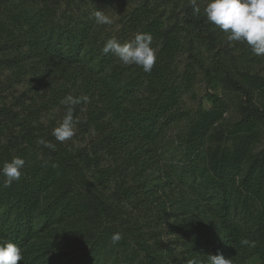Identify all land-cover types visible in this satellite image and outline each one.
Returning a JSON list of instances; mask_svg holds the SVG:
<instances>
[{
  "label": "trees",
  "instance_id": "trees-1",
  "mask_svg": "<svg viewBox=\"0 0 264 264\" xmlns=\"http://www.w3.org/2000/svg\"><path fill=\"white\" fill-rule=\"evenodd\" d=\"M62 1L65 9L58 12ZM122 1L130 8L119 32L111 34L96 25L98 4L85 0H0L2 66L19 80L40 70L57 74L61 84L50 94L55 101L79 84L81 93H73L79 102L69 112L90 107L85 123L102 133L100 143L122 151L138 176L153 163L151 144L186 116L178 104L196 74L201 71L209 86L219 85L226 99L215 98L209 109L186 116L180 161L164 177L175 181L176 193L156 206L157 215L143 211L145 200L133 212L125 209L130 197L153 190L145 181L101 190L116 170L97 168L85 152H73L44 130L35 116L46 102H20L17 111L0 101V168L15 157L25 161L20 180L10 187L0 175V243L21 249L20 264H210L209 255L216 254L232 264H248L252 257L264 264L260 55L223 38L207 20L206 5L196 3L201 11L195 14L189 0ZM138 33L153 38L150 73L102 51L108 39L125 43ZM229 104L235 119L225 122ZM5 131L13 138L4 137ZM170 213L175 250L157 237ZM115 233L122 239L113 244Z\"/></svg>",
  "mask_w": 264,
  "mask_h": 264
},
{
  "label": "rangeland",
  "instance_id": "rangeland-1",
  "mask_svg": "<svg viewBox=\"0 0 264 264\" xmlns=\"http://www.w3.org/2000/svg\"><path fill=\"white\" fill-rule=\"evenodd\" d=\"M189 1L193 2V0ZM196 1V3H200V5H206L208 3V0ZM104 2L105 0H94L93 2L85 0L83 4H98L100 11H103L112 20L110 25H102L96 21V25H98L100 30L107 31L111 34L119 32L121 28L120 21H122L123 16L130 7L127 2L122 0H110L108 3ZM59 4L60 5L57 6L58 12L65 9L63 1ZM222 36L227 39L225 33H223ZM3 57L4 55L0 52V59ZM256 69H259V71L264 74V55H260V62ZM202 77V72L200 71L196 74L190 89L181 95L177 109L180 114L191 117L201 110L212 107L215 98L226 99V95L222 94L223 90L219 85L215 84L209 86ZM58 83L61 84V80L57 78V74L54 75L45 70H40L36 75L30 73L19 80L15 78L14 70L2 66L0 62V101L7 103V105L12 106L17 111L20 109V102H22L24 106L32 102H34V104L46 102L47 109L37 114L35 118L37 119L36 122L42 124L44 130L50 131L53 135L55 130L63 122L65 116L69 113L70 107L72 108L76 105L70 101V98L74 100L73 93H81L79 84H76L74 87H70L67 94H59L55 101V99L50 97V94L57 88ZM15 101L17 105L14 104ZM229 105L228 111L223 115V120L225 122H232L235 119V112L233 111L232 105ZM89 110L90 107L84 104V107H82L77 115H72L74 135L63 143L73 150V152L81 150L85 152L89 159L95 161L97 168H113L116 170V174L101 188L105 193L113 192L119 184L132 186L139 180L142 182L145 181L144 183H148L149 186L152 185L151 189L153 190L150 192L143 191L142 194L130 197L129 202H125L124 205L125 209L131 212L133 206L138 208L142 207L139 206V200H145L143 211H146V214L155 213V215H157L156 206L162 202H167V199L176 193L174 187L175 181L166 180L164 177L172 175V171H175L180 161L181 152L179 149V141L186 129L188 118L185 116L182 120L171 124L164 133L161 134L159 139L151 144L149 148H152L153 153L151 152L150 155L153 163L148 167H144L146 169H142V176H138L133 175L135 169L131 167V163L128 164L130 166H127V162L125 163V161H123L125 156L122 151L113 148V146L106 147L104 142H99L102 133H99L92 125L85 123ZM104 121L106 123L103 125L107 124L109 127L107 118ZM36 122L34 121V124ZM4 134L6 135L4 137H8L9 132L5 131ZM10 137L12 139L13 135ZM3 139L5 140V138ZM151 193L153 194L150 195ZM139 217L142 218L143 216L139 215ZM140 222H142L141 219ZM168 225H173L171 213L167 214V216L164 217V222L157 227L158 231H160V229H165L160 231V234H157L158 239L163 243H168L174 239V236L168 234ZM169 246L174 248V250L177 248L176 245L171 242ZM248 264H258L257 258H250Z\"/></svg>",
  "mask_w": 264,
  "mask_h": 264
},
{
  "label": "clouds",
  "instance_id": "clouds-1",
  "mask_svg": "<svg viewBox=\"0 0 264 264\" xmlns=\"http://www.w3.org/2000/svg\"><path fill=\"white\" fill-rule=\"evenodd\" d=\"M200 11L196 0H193V12L199 14ZM204 14L209 22L227 35L229 42L246 43L256 55H264V0H208ZM95 19L102 25L112 23L103 11H96ZM152 39V35L148 33H138L125 43L111 38L105 42L102 51L106 55L112 53L126 66L136 65L145 73H150L156 62V50L151 46ZM81 99L87 101L88 98ZM70 101L79 102L71 98ZM72 122L73 117L69 112L54 132L58 141L64 142L74 135ZM38 143L46 147H54L43 139ZM24 163L22 158L15 157L0 168V175L4 177V187H10L13 182L20 180ZM121 239L120 233H115L111 237L113 244ZM241 243L254 246V243L248 240H243ZM22 260L21 249L16 244L0 243V264H20ZM209 261L210 264H232L231 259H226L222 254L209 255Z\"/></svg>",
  "mask_w": 264,
  "mask_h": 264
}]
</instances>
